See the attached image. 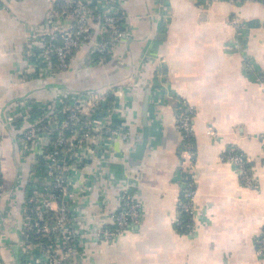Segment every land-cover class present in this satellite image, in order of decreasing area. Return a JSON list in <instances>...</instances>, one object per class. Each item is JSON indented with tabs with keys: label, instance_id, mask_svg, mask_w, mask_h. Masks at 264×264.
<instances>
[{
	"label": "crops",
	"instance_id": "obj_1",
	"mask_svg": "<svg viewBox=\"0 0 264 264\" xmlns=\"http://www.w3.org/2000/svg\"><path fill=\"white\" fill-rule=\"evenodd\" d=\"M113 1L130 35L112 57L85 65L86 44L68 68L23 78L24 44L49 0H2L0 264H32L18 232L30 175L43 173L34 163L37 149L22 151L18 103L24 100L23 112L34 119V101L57 102L51 85L112 93L91 119L129 132L126 140L102 133L100 147L78 148L87 157L75 173L84 188L74 202L84 231L80 264H264L255 245L264 230V0ZM63 98L70 103L73 96ZM179 98L194 108L188 147L175 125ZM144 127L142 153L133 156ZM230 146L247 156L252 187L220 158ZM185 168L195 182L190 231L174 225ZM126 187L141 203L139 221L102 240L97 231L113 224Z\"/></svg>",
	"mask_w": 264,
	"mask_h": 264
},
{
	"label": "built area",
	"instance_id": "obj_2",
	"mask_svg": "<svg viewBox=\"0 0 264 264\" xmlns=\"http://www.w3.org/2000/svg\"><path fill=\"white\" fill-rule=\"evenodd\" d=\"M224 1L234 3L245 0ZM122 18L123 13L113 0H49L43 23L29 32L24 44V65L20 76L25 78L26 75L36 74L47 77L55 68L66 69L75 51L86 44L89 50L85 65L112 57L121 38L130 35V31L123 27ZM230 22L236 28L242 26L237 17H231ZM259 81L264 85L261 79ZM50 88L59 95L57 102L34 101L38 111L34 119L23 112L25 101L18 103L22 151H28L30 145L37 149L34 163L40 165L43 173L41 179L33 173L30 175L28 191L22 203L18 243L22 251L30 252L32 264H80L79 248L84 231L80 217L75 213L74 202L84 188L76 183L75 173L85 164L87 157L78 148L100 147L102 133L126 140L129 132L109 123L98 126L91 119L90 114L95 108L108 105L112 93L108 95L94 88L79 91L63 85H51ZM65 94L73 96L70 103L64 100ZM174 110L175 125L182 134L184 147H188L194 108L185 99L179 98ZM13 117L9 116V120ZM220 158L236 166L243 184L254 185L245 154L230 146ZM181 182L174 225L190 231L193 228L195 194L191 168H185ZM3 195L0 166V199ZM140 214V201L128 187L123 188L119 208L111 214L113 224L100 228L97 235L110 241L126 226L137 223ZM255 245L256 253L264 255V230Z\"/></svg>",
	"mask_w": 264,
	"mask_h": 264
},
{
	"label": "water",
	"instance_id": "obj_3",
	"mask_svg": "<svg viewBox=\"0 0 264 264\" xmlns=\"http://www.w3.org/2000/svg\"><path fill=\"white\" fill-rule=\"evenodd\" d=\"M147 134H148L147 133V127H144L143 138L141 139V142L136 145V153H134L133 156L139 157L140 154L142 153L143 147H144L145 142H146Z\"/></svg>",
	"mask_w": 264,
	"mask_h": 264
},
{
	"label": "trees",
	"instance_id": "obj_4",
	"mask_svg": "<svg viewBox=\"0 0 264 264\" xmlns=\"http://www.w3.org/2000/svg\"><path fill=\"white\" fill-rule=\"evenodd\" d=\"M191 142V137L189 138V143ZM181 229H185L184 227H181Z\"/></svg>",
	"mask_w": 264,
	"mask_h": 264
}]
</instances>
